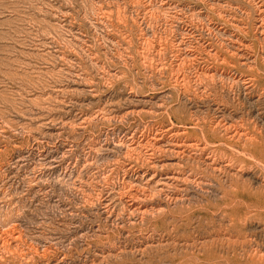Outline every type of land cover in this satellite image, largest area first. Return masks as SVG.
<instances>
[{
	"label": "rangeland",
	"instance_id": "1",
	"mask_svg": "<svg viewBox=\"0 0 264 264\" xmlns=\"http://www.w3.org/2000/svg\"><path fill=\"white\" fill-rule=\"evenodd\" d=\"M0 264H264V0H0Z\"/></svg>",
	"mask_w": 264,
	"mask_h": 264
}]
</instances>
